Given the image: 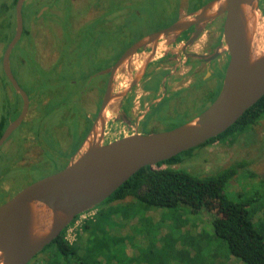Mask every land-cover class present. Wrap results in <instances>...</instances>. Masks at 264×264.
I'll use <instances>...</instances> for the list:
<instances>
[{
  "label": "rangeland",
  "instance_id": "obj_1",
  "mask_svg": "<svg viewBox=\"0 0 264 264\" xmlns=\"http://www.w3.org/2000/svg\"><path fill=\"white\" fill-rule=\"evenodd\" d=\"M209 1L211 0H166V2L163 1L162 3L160 0H104L105 6L103 9L106 13H110L111 15L106 17V20L102 23L104 25L101 27L102 33L98 34L99 32H97L94 34V37H92V29L94 28V30H96L95 28L99 26L96 25L95 19L91 21L88 20L96 17L100 13V9L103 10L102 8L98 9L94 7V1L27 0L24 5L25 9L23 10L24 27L27 30V34L22 36L19 47L17 46L13 52L14 57L13 60L11 59V62L14 74L19 84L27 88L28 81L31 79V75L26 72V70L29 69V64L31 66L34 64V68L40 70L42 73L43 70L50 71L57 62L60 68L58 74L53 73L54 75H49L50 77L53 76L58 79L57 88L52 91V94L56 97L51 99V104L44 110L39 111L36 109L37 104L33 105L26 116V122H32L36 119V121L32 123L35 129H39L42 124H47L49 128H53L50 130L51 134L60 126L59 122L68 125L69 138L65 136L67 131L65 127L61 129V132L60 129L59 131L56 129L58 132H56V135L59 136L61 133L59 140L61 143L63 142L62 145L64 146L69 139L70 146L66 149L65 154L63 153L61 155V153L57 152L55 155L53 152L54 158L58 159V162L54 164V160H51L53 158L52 152L45 153L41 158L42 154L40 147L34 144L32 138V130L26 132L27 129L25 127L17 129L10 140H7L2 146L1 154L2 152H6L9 158L12 157L13 154H17L20 157L21 153L18 152L17 149L19 143H21V139L24 138L23 155L21 158L12 159L10 172L0 177V204H2L4 200L12 198L25 185L53 173L56 167H64L65 159H69V156L71 157V154L77 150L81 143V141H79L80 139L77 138L79 134L77 130L79 119L87 114L91 117V119L90 117L89 119L93 120L96 114L94 112L97 111V99L98 104H101L105 89L99 86H103L106 75L100 72L104 71L105 67L110 62L117 61L139 38L141 39L144 36L165 28V26L173 24L180 18L186 16V14L192 12L191 9H195L200 4L203 6V4L205 5ZM260 6L264 7L263 1L259 3V7ZM188 10L190 11L188 12ZM56 13L57 15H55ZM157 13L159 15H157ZM45 17L51 18L50 22ZM39 18H41V20ZM256 18L257 31L255 34L261 39L264 38V14L261 7L256 13ZM71 19L73 20V28L70 27L72 23ZM61 25H68L74 36L73 39L77 37L76 41L79 40L76 48L71 49L68 44L70 40L66 38L65 40L63 38V41L59 42V38L62 35L60 30ZM206 29L207 30H204L197 42L191 46L192 51H204L207 34L209 31L213 30L210 26ZM127 34H129V36ZM91 37L93 39H91ZM101 39L104 40L105 43L112 42L111 46L101 44ZM164 41L163 39L160 47L161 50H159L156 59L153 61L154 63L158 62V60L163 57L168 58L174 55L179 56L180 54L178 50L181 45L179 44L180 46H176L175 44L169 46L171 51H169L167 55H163L167 45ZM99 42L100 44H98ZM79 45L83 48L82 52L79 51ZM4 48L5 44L0 41V56L1 54L3 56L5 51ZM20 56L26 59L23 63H19L18 61L16 66V57ZM134 59L135 62L132 65L128 63L123 70L118 73L115 91L125 90L136 74L140 72L145 57L143 54L139 53ZM148 67L145 74L148 71ZM188 68V65L183 66V68L177 72V75H172V77L167 78V81L165 79L167 85L172 89L190 86L191 90H193V87L190 85L193 80L191 76H188ZM224 74L225 71L220 74V76H217L219 82L214 83L212 79L208 80V86L214 85V89L210 94L207 92L208 87L206 84L200 91H192V95L190 96L192 100L194 97L204 98L201 104L187 105L188 108H183L185 110H182V113L171 110L172 104L169 109H166V107H168L167 101H164L153 113H149L147 107L143 105L145 101H143L141 105L133 101L135 105L134 110L131 115L127 113L128 119L124 121L116 117V109L115 106H113L107 112L109 121L106 126L105 142L137 131L143 133L166 131L187 123L199 115V113L203 111V108L209 105L213 97L216 96L217 93L219 94L222 87L221 80ZM144 75L140 83L136 86L135 92H133V97H137V100L144 94V87L147 89L156 88V83L159 79L158 77H153L148 80L149 77H145ZM94 76H96L95 79ZM35 77L37 79L39 78L38 75ZM179 80L180 82H176ZM39 86L40 89L38 93L43 94L49 91L43 85ZM92 86H96V89L90 88ZM84 87L88 89L85 94L83 93L84 96L82 95L80 101L78 97L79 91ZM59 91H61L60 95H58ZM9 93L11 94V90ZM49 93L50 91L48 94ZM182 93H184V91ZM194 94L196 96H194ZM38 100H42V102L45 103L48 99L40 95L36 96V101L38 102ZM75 100L76 102H72ZM166 100H168V97ZM62 101L65 103L67 102L68 105L66 106L70 109V114L63 118V106L62 104L59 105L63 103ZM147 114L148 116L145 119ZM144 119V124L140 126V122ZM130 125L133 128H129ZM22 134L24 136H22ZM35 137H37V132H35ZM38 139H41V137ZM44 140L46 141V139ZM49 140L48 138L46 144L48 146L47 148L51 150L52 148L50 149ZM17 145L18 147L16 148ZM57 148V150L64 151L60 144L57 145ZM49 155H51V157ZM7 159L2 161H8ZM242 159H245L243 161H245L247 165L244 174L242 173L244 176L239 175L235 177L230 182L229 188L226 189L227 195L233 200H238L240 197H252L256 192L263 190L264 184L261 181L264 178V119L254 126L251 133L242 134L233 143L230 139H228V141L212 143L211 145L198 149L193 154V157L172 167L176 169H186L196 175H205L218 169L220 170L229 163ZM4 162H2V165ZM161 167H166V165H162ZM142 206L139 207V212H141L142 218L146 221L145 228L147 232L151 234L150 238L154 244L151 246V249L155 251V258L157 256L160 257V264H181L179 258L173 257V249L175 247H177V249H185L186 246L178 247L177 245H170V240L177 238L178 233H180V227L176 226H180V224L185 225L183 227V233L188 231V243L198 242L200 238L194 237L202 233H205L203 236H208L206 227L209 224V231L213 237L209 236L210 239L206 240L207 243L204 248V256L210 260L215 259L216 261V259H219L226 261V264H244L231 255L224 241L215 237L211 222L209 223L212 217L216 215L215 209H212L211 212L204 213V215L194 216L183 209L145 208ZM93 211L96 212V210ZM87 216L88 213L82 215L78 218L77 222L68 229L66 232L68 239L75 240V233L78 228V231L80 230L83 221L88 218ZM203 230L204 232H202ZM145 235L146 234H143L141 237ZM47 257V254L41 251L37 255L35 263L44 264ZM227 259H229V261Z\"/></svg>",
  "mask_w": 264,
  "mask_h": 264
},
{
  "label": "water",
  "instance_id": "obj_2",
  "mask_svg": "<svg viewBox=\"0 0 264 264\" xmlns=\"http://www.w3.org/2000/svg\"><path fill=\"white\" fill-rule=\"evenodd\" d=\"M26 2H16L15 33L2 56V70L22 97V109L0 137V149L20 127L30 109V96L11 68V54L24 32L23 6ZM259 2L211 0L173 24L139 39L102 71L109 77L100 109L75 154L63 168L56 167L53 173L25 185L0 205V264H28L77 216L105 201L141 168L158 166L222 134L264 95V51L259 55L253 53ZM220 16L225 18L223 39L213 56L228 52L229 60L215 100L194 119L178 127L159 132H134L105 142L108 110L115 106L116 117L127 121L122 101L140 83L147 65L156 59L162 40L168 45L163 53L167 55L171 51L169 46L175 45L184 32L195 27L185 43L192 45L206 25ZM139 53L145 57L140 72L125 90L115 91L118 73ZM40 205L46 209L47 226L43 231L38 230Z\"/></svg>",
  "mask_w": 264,
  "mask_h": 264
},
{
  "label": "trees",
  "instance_id": "obj_3",
  "mask_svg": "<svg viewBox=\"0 0 264 264\" xmlns=\"http://www.w3.org/2000/svg\"><path fill=\"white\" fill-rule=\"evenodd\" d=\"M163 1L166 2V0H160L162 3ZM16 2L17 0H0V41L5 44L4 49H6L15 33ZM201 5L199 6L201 7ZM199 6L191 9V11H196L200 8ZM24 7L23 10L25 9ZM108 14L105 12V15ZM157 15L159 14L157 13ZM102 22L103 19L98 18L95 23L98 25ZM63 30L64 40L65 38L70 40L68 44L71 49L76 48L79 42V40L76 41L77 37L73 39L74 36L68 25H64ZM97 32L93 28L92 37ZM101 33L102 31L98 34ZM25 34H27V30L24 27L23 35L25 36ZM127 35L129 36V34ZM92 37L91 39H93ZM63 38L61 41H63ZM101 42V44L108 46H111L112 43H105L102 39ZM19 44L20 41L14 47L13 52L17 46L19 47ZM78 48L82 52L83 48H81V45ZM13 52L11 54L12 60L14 57ZM25 59L23 57L21 58V56L16 57V66L18 61L19 63H23ZM59 66L57 62L50 71L43 70L42 73L40 70L34 68V64L33 66L29 64V69L26 72L31 75V79L28 81V87L22 88L30 95V108L37 104V110H44L51 104V99L56 97L52 94V91L57 88L58 79L53 76L50 77L49 75L53 73L58 74ZM106 67H109V65ZM11 68L13 71L12 62ZM36 75L39 76L38 79L35 77ZM106 78L107 76H105V80ZM39 85H43L50 93L48 94L49 91L43 94L38 93L40 89ZM159 85L156 83V89ZM9 89L12 92L11 96L9 95ZM60 93L61 91H59L58 95ZM40 95L47 97L48 100L45 103L42 100H38L37 102L36 96ZM0 101L1 137L8 125L20 114L23 103L22 97L15 91L2 70V54L0 56ZM62 102L64 104L60 103L59 105L62 104L63 106V118L70 114V109L66 106L68 105L67 102ZM72 102H76V100ZM263 119L264 95L222 134L211 138L195 148L163 161L156 167L145 166L141 168L111 196L93 208L96 210L95 215L83 221L80 230L78 231V228V232L76 231L75 233L74 241L68 240L66 232L69 227L75 224V220L58 238L46 246L42 251L48 256L44 264H160V257L157 256L155 258V251L151 249V246L154 244L150 238L151 234L145 228L146 221L142 218L141 212H139V207L142 205L145 208L183 209L194 216L204 215V213L211 212L212 209H215L216 215L212 217L209 223L211 222L215 237L226 243L231 255L244 264H264V187L263 190L256 192L254 196L240 197L238 200L230 199L226 192L230 182L235 177L244 174V170L247 167L246 162L243 161L245 159L229 163L222 167V169L205 175H196L186 169L172 167L193 157V154L198 149L204 148L212 143L228 141V139L233 143L242 134L251 133L254 126L259 124ZM35 121L36 119L32 122H26L25 120V124L23 123L24 125L22 124L21 128L25 127L34 133L37 132V143L44 149L42 156L48 152H52V156L53 152L55 155L57 152L62 155V150H57V145L60 144L61 146V141L59 140L61 133L57 137L56 129L58 131L60 129L61 132V129L65 127L67 131L64 134L66 137H69L68 125L59 122L60 126L51 134L50 130L53 128H49L47 124H42L39 129H35L32 125ZM78 124L77 130L79 134L77 138L82 142L91 128L92 120L86 118L85 115L79 119ZM39 137L41 139H38ZM43 138L46 141L48 138L50 139L49 146L50 149L52 148L51 150L47 148L48 146ZM21 145L22 142L19 143V147L18 145L16 146V148L18 147V152H22ZM1 150L0 177L10 172L11 160L19 157L17 154H13L14 156L12 155L9 158L6 152H2L1 154ZM75 152L71 154V157ZM49 156L51 157V155ZM5 159L8 161H2ZM51 160H54V164L58 162V159L54 158V156ZM68 161V158L65 159V165ZM2 162H4L3 165ZM162 165H166V167H161ZM261 182L264 184V178ZM176 226L180 227V233H178L177 238L170 240V245H177L178 247L186 246L185 249H177V247L173 249V257L179 258L181 264H226V261L219 259H216V261L215 259L210 260L204 256L206 240L210 239L209 236L213 237L209 231V224L207 226L208 228L206 227L208 236H203L205 233H202L194 237L200 238V240L193 243H188V231L183 233V227L185 225L180 224V226ZM143 234L146 235L141 237ZM227 260L229 261V259Z\"/></svg>",
  "mask_w": 264,
  "mask_h": 264
},
{
  "label": "flooded vegetation",
  "instance_id": "obj_4",
  "mask_svg": "<svg viewBox=\"0 0 264 264\" xmlns=\"http://www.w3.org/2000/svg\"><path fill=\"white\" fill-rule=\"evenodd\" d=\"M262 1L264 2V0H260V2H262ZM260 7L264 11V7L263 6H260ZM55 15H57V13ZM45 18L50 22L51 18H49V17L48 18L45 17ZM39 19L41 20V18H39ZM224 19H225L224 16H220L219 18L215 19L214 21H212L211 23H208L206 25V28H208L210 26L213 30L209 31L210 34H209V32L207 34V39H206V42H205L204 51H200V52L192 51L191 46H193L197 42L199 37H201V35L203 34L204 30H207L206 28L202 31V33L199 35L198 39L192 45H188V46L185 45L187 40L193 35V33L195 31V27H191L188 31L184 32L177 39V41L175 43V44H181L180 51H179L180 52L179 56L174 55V56L168 57V58H164L163 57L160 60H158V62H156V63L150 62L147 65V67L149 66L148 67V71H147V73L144 76L145 77L148 76L149 77L148 80H150L153 77H158L160 80L158 79L157 85L158 84H160V85L158 86L157 89L156 88L147 89L146 87H144V89H143L144 94L140 97L139 100H137L138 99L137 97H133L134 96L133 92H135V88L137 86V85H135L132 88L130 94H128L122 101L123 110L126 113H128V115L129 114L131 115V113L133 112L134 107H135V105L133 104V101H134V103H139L140 105H141V103L143 101H145L143 105L147 107L149 113H153L154 110L157 107H159L164 101H167V106L168 107H166V109H169L170 105L172 104V109L171 110H176V112H179V113H182V110L184 111L186 108H188L187 105L190 106V105L197 104V103L201 104V102H202L204 97L203 98L202 97H200V98L194 97L193 100H192V98H190V96L192 95L191 92L192 91H200L201 89H203V86L206 84L207 87H208V91L207 92H208V94H210L213 91V89H214V85L208 86V82H209L208 80L212 79L214 83L219 82V78L217 76H220V74L224 73V71L226 70V66L228 64V60H229L228 52H223L220 56H217V57L213 56L215 54L216 49L221 44L222 39H223ZM52 21H53V19H52ZM71 21H72V23L70 25H71V28H73V20L71 19ZM45 23L47 25H49L47 22H45ZM213 23H215V24H213ZM63 27L64 26H62V25L60 27L62 35L59 38L60 39L59 42H62L61 39L63 38V32H64ZM214 27H215V29H214ZM184 58H185V60H184ZM187 65L189 66V68L187 70V73H189L188 76H191V79L193 80L192 83L190 84L193 87V90H191L190 86L189 87H185V88L182 87V88H179V89L170 88L169 85H167V82H165V79L167 81V78L172 77V75H177L178 74L177 72H179L183 68V66H187ZM105 69H106V67H105ZM100 73L107 76L105 82L103 83V86H99V87H104V89H105L107 81H108L109 74H105L103 72H100ZM183 74H185V73H183ZM95 77L96 76H94V79H95ZM221 81H223V79ZM176 82H180V80L176 81ZM163 87H164V89H163ZM90 88L96 89V86H92ZM87 89L88 88L84 87V88H82V90L79 91V96L78 97H79L80 101L82 99V95L84 96V94L87 91ZM9 91H10V89H9ZM160 91H161V93H160ZM183 91H184V93H182ZM186 92H187V95H186ZM9 95L11 96L12 92H11V94L9 93ZM194 96H196V95L194 94ZM205 96H206V94H205ZM167 97H168V100H166ZM101 102H102V100H101ZM211 102L212 101H210V103ZM30 103H31V101H30ZM96 103H97L96 104V106H97L96 110L97 111L94 112L96 114H95V116H94V118L92 120V123L95 120V118H96V116H97V114L99 112V109H100L99 105H101V104H98V99H97ZM181 107H182V109H181ZM183 108H185V109H183ZM84 112H85V110H84ZM147 116H148V114L145 116V119H146ZM89 117L90 116L86 114V118L89 119ZM90 119H91V117H90ZM145 119L142 122H140V124H139L140 126L144 124ZM25 120H26V118H25ZM25 120L22 122V124L25 122ZM21 125H20V127H21ZM139 125H138V127H139ZM20 127H18L17 129H19ZM129 128H133V127L130 125ZM29 131H31V130H29V129L26 130V132H29ZM137 132L143 133V132H140V131H137ZM22 136H24V135L22 134ZM22 136H21V138H22ZM85 137H84V139H85ZM32 138L34 140V144L38 145L37 137H35V133L34 132H32ZM67 138H69V137H67ZM83 140H82V142H83ZM21 142H22V145H21L22 152H20L21 153L20 157H16V158H21V156L23 155L24 138L21 139ZM69 142L70 141L68 139V142H67V144L65 146L62 145L63 142L61 143V148L64 150L62 152L64 154L66 153V149L69 148V146H70ZM81 143H80V145H81ZM40 151H41V154H42L44 149L40 147ZM41 158H42V155H41ZM70 158L71 157L69 156V159ZM6 201L7 200H4L2 202V204L4 202H6ZM37 255L28 264H37V263H35Z\"/></svg>",
  "mask_w": 264,
  "mask_h": 264
},
{
  "label": "bare ground",
  "instance_id": "obj_5",
  "mask_svg": "<svg viewBox=\"0 0 264 264\" xmlns=\"http://www.w3.org/2000/svg\"><path fill=\"white\" fill-rule=\"evenodd\" d=\"M180 46V45H179ZM264 51V38H261L255 34L253 38V53L254 55H259ZM38 230L43 231L47 226L46 220V209L43 205L38 208Z\"/></svg>",
  "mask_w": 264,
  "mask_h": 264
},
{
  "label": "crops",
  "instance_id": "obj_6",
  "mask_svg": "<svg viewBox=\"0 0 264 264\" xmlns=\"http://www.w3.org/2000/svg\"><path fill=\"white\" fill-rule=\"evenodd\" d=\"M94 1V7H97L98 9H100V8H104V6H105V4H104V0H92V2ZM91 2V3H92ZM101 11H103V12H101ZM105 10L103 9V10H101L100 9V13L96 16V17H93L92 19H90V20H88V21H91V20H93V19H95V22H96V20L98 19V18H101V19H103V22L106 20V17H109L111 14L109 13L108 15H105ZM102 22V23H103ZM102 23H100V24H98V28L96 29V31H98V32H100L101 31V27H103L104 25L102 24ZM140 39V38H139ZM143 51V50H142ZM141 51V52H142ZM136 57V56H135ZM134 57V58H135ZM135 62V59H133V61H132V63L130 64V65H132L133 63ZM114 64V62L112 61V62H110L108 65L109 66H111V65H113ZM107 68V67H106Z\"/></svg>",
  "mask_w": 264,
  "mask_h": 264
},
{
  "label": "built area",
  "instance_id": "obj_7",
  "mask_svg": "<svg viewBox=\"0 0 264 264\" xmlns=\"http://www.w3.org/2000/svg\"><path fill=\"white\" fill-rule=\"evenodd\" d=\"M94 209H91V210H89V211H87V212H84V213H82V214H80L79 216H77V219L75 218V223L77 222V220H78V218H80L82 215H85V214H87L88 213V218H91V217H93L94 215H95V211H93ZM92 211V212H91ZM68 229H70V227L68 228ZM68 231V230H67ZM68 240H70V239H68ZM70 241H73V240H70Z\"/></svg>",
  "mask_w": 264,
  "mask_h": 264
}]
</instances>
